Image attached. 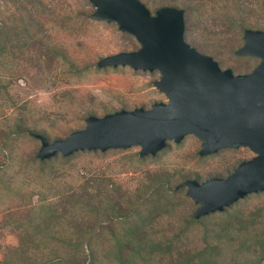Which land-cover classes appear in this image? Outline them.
<instances>
[{
    "label": "rangeland",
    "instance_id": "1",
    "mask_svg": "<svg viewBox=\"0 0 264 264\" xmlns=\"http://www.w3.org/2000/svg\"><path fill=\"white\" fill-rule=\"evenodd\" d=\"M183 10V39L221 69L247 73L243 30H264V0H139ZM89 0H0V264H264V190L193 218L180 183L223 178L254 153L198 155L191 134L154 155L138 146L38 159L40 142L88 115L165 102L156 70L97 67L138 43Z\"/></svg>",
    "mask_w": 264,
    "mask_h": 264
},
{
    "label": "water",
    "instance_id": "2",
    "mask_svg": "<svg viewBox=\"0 0 264 264\" xmlns=\"http://www.w3.org/2000/svg\"><path fill=\"white\" fill-rule=\"evenodd\" d=\"M90 17L113 21L133 36L138 48L100 57L95 65L127 66L156 70L153 85L165 102L148 109H120L101 117L88 115L81 129L51 141L40 142L36 157L67 156L77 150L138 146L139 156L154 155L166 141L179 142L184 135L198 138V155L221 148L247 147L254 153L239 162L225 177L198 183L186 179L185 195L198 206L193 218L221 211L246 194L264 190V30L244 29L238 56L258 59L247 73L221 69L211 56L199 53L183 39V10L160 6L150 14L139 0H89Z\"/></svg>",
    "mask_w": 264,
    "mask_h": 264
}]
</instances>
